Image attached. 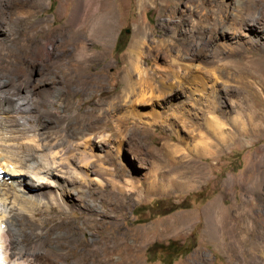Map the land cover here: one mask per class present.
I'll return each mask as SVG.
<instances>
[{"label":"rangeland","instance_id":"obj_1","mask_svg":"<svg viewBox=\"0 0 264 264\" xmlns=\"http://www.w3.org/2000/svg\"><path fill=\"white\" fill-rule=\"evenodd\" d=\"M43 1L35 12L18 17L9 5L10 0H1L2 7L5 6L8 46L26 63L30 59L23 50L26 39L30 44L27 45L29 52L34 49L35 41H43L47 57L37 62L34 76L42 70H56L55 73L62 75L63 67H56L51 60L65 58L66 50L78 42L77 36L82 38L89 60L82 64L81 75L75 72L69 86L71 91L62 100L44 107L55 121L50 131L59 132L68 124L78 126L82 118L89 128L102 131L106 147L97 149L96 153L101 157L105 155L104 163L109 168L107 174L101 175L96 172L98 161L90 163L96 172L92 179L96 183L101 181L109 190L104 198L95 184L90 185L93 195L86 198L96 205L98 212L89 213L78 207L73 208L74 211L54 208V219L64 221L70 217L77 224L72 231L79 236V248L87 247L100 237L97 227L85 228V219L104 218L99 212L104 206L108 246V260L104 264H119V254L124 257L125 251L134 258L131 261L126 258L124 264H264V130L253 129L243 134L238 130L240 121H233L239 117L245 123L255 109L259 111V107H264L263 43H250V32L245 30L237 32L243 47L227 49L226 54L217 55L216 45L210 42L204 49L206 56L189 59L198 69L197 76L206 82L207 93L200 96L197 105L206 109V98L212 102L218 119L230 134L222 140L207 131L201 113L196 119L178 110H168L166 101L172 96L162 93L140 96L135 91L125 100L121 99L119 105H116L118 98L113 97L123 87V67L131 59L130 50L136 38L140 39L136 47L140 68L134 71L132 80L139 83L145 74L159 79L176 61L188 59L187 51L198 50L199 35L194 17L203 24L205 13L212 16L227 13V9L232 10L230 14L234 17L255 15L253 26L259 33L264 31L259 23L264 20V0H246L240 5L231 1L228 6L222 0L143 3L109 0L106 15L111 16L108 24H113V32L105 47L100 38L90 32L88 18L72 37H68V28L65 33L64 26L71 27L68 21L76 0ZM35 20H39L37 26L33 25ZM223 26L235 30L230 21ZM258 59L262 62L260 69L255 63ZM59 86L65 91V83ZM206 140L216 148L213 155L200 150ZM150 169L155 170L156 178L161 180L169 175L184 181L192 175L193 181L129 196L130 186L126 181L134 178L136 183L144 184ZM110 179H116L118 185L112 186ZM115 196H122L124 205L119 212L113 208ZM47 216L48 213L41 211L36 215L39 219ZM54 222L49 220L46 228ZM24 228L30 230L28 224ZM96 259L92 254L87 264H94Z\"/></svg>","mask_w":264,"mask_h":264},{"label":"bare ground","instance_id":"obj_2","mask_svg":"<svg viewBox=\"0 0 264 264\" xmlns=\"http://www.w3.org/2000/svg\"><path fill=\"white\" fill-rule=\"evenodd\" d=\"M67 1L72 2L73 0ZM146 1L149 0H139L140 3ZM222 1L225 2V6H228L231 1H236L240 5L246 0ZM43 2V0H10L9 5L15 9L13 11L19 17L35 12L37 7L44 4ZM107 6H109V0H76V6L68 21L71 27L65 25L63 28L65 33L68 31V37H72L76 28L88 18L90 32L96 34L105 47L113 32V24H108L111 22L109 19L111 16H107ZM4 8L0 0V168L3 169V175L0 177V255L2 259L0 263L87 264V258L93 254L97 257L94 264H104L108 260L105 235L107 225L104 220L107 210L104 209L105 207L102 205L103 209L99 210L104 218L86 217L85 228L97 227L96 232L100 238L93 241L92 244L84 243L88 246L82 248H79L81 244L79 236L75 235L76 233L73 234L72 231V228L77 224H74L70 217L64 221H57L53 212L54 208L56 211L57 209H72L74 211L75 207L89 213L98 212L96 205L86 197L93 195L91 184H95L99 188L98 192L104 198L109 195V190L105 189L101 181L96 183L92 179V175L96 172L101 175L109 172V168L104 163L105 155L101 157L96 153L97 149L106 147L105 134L100 130L89 128L87 123L85 124L86 121H83L84 118L78 126L68 124L59 132L50 131L49 128L55 125V121L49 116V109L44 107L47 103L62 100L67 92L71 91L69 86L76 76L75 72L81 75V71L84 69L82 64L89 60L87 59L89 53L82 38L77 36L76 41L78 42L70 50H66L65 58L51 60V64L56 67H61V69L63 67L62 75L55 73L56 70H42L38 76H34L37 62L45 57V43L41 40L35 41L34 49L29 52L27 50L29 40L26 39L25 44L23 43V50L28 52L30 59L25 63L24 59L15 56L14 50L7 43ZM227 10V13L218 11L219 13L212 16L205 13L203 24H200L195 17L193 18L199 35L198 50L191 53L187 51L188 59L176 61L168 70L159 75V79L145 74L139 83L135 79L132 80L134 71L140 68L139 51L136 49L140 39L136 38L130 50L131 59H128L127 65L123 67V87L119 93L113 95L114 98H118L116 105H119L121 99L125 100L128 94L135 91L140 96L145 94L153 96L162 93L168 97L172 96L166 101L168 110H178L186 113L188 117L196 119L200 117L199 113H201L207 131L212 136L221 140L229 136L228 130L218 119L215 113L217 111L208 98H206L208 101L206 109L197 105L200 96L207 93L206 82L197 76L198 69L196 70L189 60L205 55L204 49L210 42L216 45L217 55L226 54L227 49L234 50L237 47H243L237 32L245 30L250 32L249 42L257 45L260 41L261 44L263 43L262 48L264 49V31L261 30L262 32L258 33V30L253 26L256 16L243 14L234 17L230 14L232 10ZM229 21L236 31L224 28L223 25ZM208 22H211L210 27ZM37 23L39 20L33 25ZM259 23L260 28L263 29L264 20L261 19ZM235 43L238 45L234 47ZM66 61L72 63L67 64ZM73 61H78L79 64L73 63ZM255 63L259 64V69L262 67L261 59ZM60 83H65V91H62ZM256 105L258 106L257 103ZM258 110L255 109V112L247 117L245 123L239 117L233 119V121L241 123L239 132L244 134L252 132L253 129L264 130V107H259ZM200 150L206 151L208 155H213L216 148L209 140H206ZM93 160L98 161L97 166L99 167L96 172L90 166ZM256 164L260 165L258 161ZM154 171L153 169L149 170L143 180L144 184H138L134 178H129L126 181L130 186L129 196L143 190L150 192L159 189L162 191L172 184L180 186L191 184L193 181L192 175L187 176L184 181H177L169 175L165 176V180H161L156 178ZM115 180H109L112 186L118 185ZM74 188L77 189L76 193L73 191ZM121 197L115 196L113 202V208L117 211L124 205ZM38 211L48 213V216L39 219L36 217ZM49 220L55 222L46 228ZM27 224L30 226L29 231H25L24 228ZM81 228L85 229L84 226ZM125 253L124 257L121 253L119 254L121 256V259L118 260L119 264H124L126 258H129L130 261L133 260L134 255H129L126 251Z\"/></svg>","mask_w":264,"mask_h":264}]
</instances>
